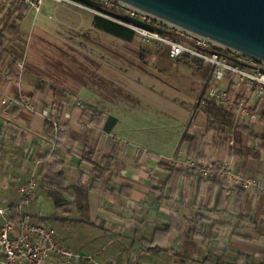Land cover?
Listing matches in <instances>:
<instances>
[{
	"label": "crops",
	"instance_id": "crops-1",
	"mask_svg": "<svg viewBox=\"0 0 264 264\" xmlns=\"http://www.w3.org/2000/svg\"><path fill=\"white\" fill-rule=\"evenodd\" d=\"M7 6L0 0V8ZM39 14L38 25L31 26L29 22L32 36L22 71L16 80L0 79V101L22 93L36 106L48 108L52 115L58 112L61 123L67 124L59 147L77 151L91 148L94 162L106 155L115 156L118 162L109 176V189L118 194L107 192L105 185L99 192H89L82 217L78 213L80 207L72 202L67 209L70 214L65 217L70 216L69 222L77 224L73 231L77 230V236L84 240L71 235L63 237L62 245L73 250L91 248L90 252H76L92 256L96 262L105 258L107 262L121 264L130 259L139 264H178L175 261L180 259L185 264H202L213 251L226 264H242L234 260L233 254L224 253L228 248L252 258L250 264H264V196L239 188L229 198H223L218 185L183 174L168 178L170 171L165 165L178 149L184 129L198 138L207 159L228 161L236 173L242 168V162L230 154L233 141L215 144L201 138L205 117L196 109L205 88L201 74L182 60H168L163 52L152 51L148 63L141 64L137 36L125 41L95 29L94 14L74 5L46 1ZM26 15L18 31L27 21ZM37 15H33V20ZM60 55L64 58L54 62L52 57ZM10 56L20 60L18 55L10 53ZM162 62L173 68L169 77L164 75ZM38 82L47 87L38 89ZM216 86L232 88L239 96L243 94L228 78L216 81ZM68 94L81 97L70 103ZM78 102L83 110L73 107ZM99 102L102 105L98 108ZM135 102H142L152 110H170L174 123L183 125L171 135L168 142L171 151L166 157L149 151L141 153L140 147L134 148V152L130 150L143 141L130 133L146 125L145 118L134 112ZM259 102L254 103L258 112ZM93 111L116 119L110 134L104 133V123L99 127L88 123ZM42 122L16 104L0 103L1 208L18 201L17 188L55 146L53 133ZM258 124L256 121L252 125ZM254 151L260 154V160L250 161V171L244 172L246 177L261 179L264 144L257 143ZM65 162V175L71 185L78 178L77 168L87 170V167L75 157L65 158ZM193 230L201 232L193 235ZM202 231L206 238L202 237ZM101 233L109 237L98 247L93 238ZM113 244L122 249L111 247ZM106 245L110 248L104 252ZM154 247L158 249L150 250Z\"/></svg>",
	"mask_w": 264,
	"mask_h": 264
},
{
	"label": "built area",
	"instance_id": "built-area-1",
	"mask_svg": "<svg viewBox=\"0 0 264 264\" xmlns=\"http://www.w3.org/2000/svg\"><path fill=\"white\" fill-rule=\"evenodd\" d=\"M8 2L25 4L36 15L40 12L43 2L70 4L88 12L109 19L132 30L140 42L155 48H165L168 60L176 62L182 57L188 58V65L201 64L209 69V77L204 80L207 96L218 105L234 113L239 120L255 122L258 113L254 103L264 100V63L252 60L230 49L218 46L204 38L191 34L180 28L167 24L142 11L117 0H92L100 8L109 13H116L135 19L162 31H146L133 25L121 22L114 17L94 8L72 0H6ZM24 59L19 60L18 67L22 71ZM228 78L236 89L242 90V96H230L228 90L216 86V81ZM251 100H253L251 102ZM204 104V100H200ZM1 105H18L26 113L43 121L54 136L64 128L52 118L48 108H36L22 93L17 98H4ZM81 102H78L80 105ZM167 163L170 166L183 169L203 179L219 178L225 182L226 197L232 196L236 188L264 196V183L259 180L244 177L233 171L229 163L200 161L184 155L182 147ZM35 169L27 181L17 188L18 201L13 204L16 214L11 219L6 216V210L0 207L2 225L0 227V264H72L75 261L94 262L92 256H84L58 245L57 233L39 224H32L30 216L24 208L30 206L35 198Z\"/></svg>",
	"mask_w": 264,
	"mask_h": 264
},
{
	"label": "trees",
	"instance_id": "trees-1",
	"mask_svg": "<svg viewBox=\"0 0 264 264\" xmlns=\"http://www.w3.org/2000/svg\"><path fill=\"white\" fill-rule=\"evenodd\" d=\"M7 6V8H0V79L5 77V79L16 80L20 69L18 67V59L12 58L10 56V52L8 50V45L11 40L15 37L16 33L18 32V28L20 23L23 21L24 16L28 11H30L29 7L25 4L8 2L3 0ZM93 27L105 33L111 34L118 39L125 40V41H132L135 38V33L122 26L117 24L109 19L104 17L94 15L93 17ZM141 50H140V62L143 65L148 63V59L152 54V51L156 53H161L167 50L165 48H155L153 46H148L140 42ZM180 60L188 63L187 57H182ZM190 66V65H189ZM191 69L194 71L199 72L204 79L209 77V69L201 64H196L190 66ZM39 83V82H38ZM47 86L42 85V83L38 84L39 88H45ZM49 88V86H48ZM228 94L230 96H235L236 98L239 95L233 92L232 88L228 89ZM17 95L15 96V99ZM28 98V97H27ZM29 99V98H28ZM204 100V104H201L200 100ZM31 103L34 102L29 99ZM61 105V103H59ZM259 112L258 113V122L259 124L254 127L252 124L255 122L239 120L235 117L234 113L225 109L223 106L218 105L213 99L208 98L207 96V88H204L203 92L201 93L200 99L196 104V109L200 110L204 117V128L201 134V138L203 140L209 141L211 140L212 143L215 144H222L228 143L229 141H233V146L230 149V154L232 156H236L238 161L242 162V168L239 172L242 176L246 177V172L250 171L248 168V164L250 161H257L260 160V154L254 151V146L257 143L264 144V100H261L259 103ZM77 110H83L82 105H78L76 103L74 106ZM46 108V107H41ZM59 110V107L57 108ZM58 123L64 128L61 132L54 136L55 146L51 150L46 152V159L39 162L36 166L35 170V179H36V188H35V198L34 202L29 206L32 207L33 204L37 201L39 196H42L44 199L48 200L51 205L56 210H61L63 212L59 223L62 221H70V216L65 217L66 214H70V211L67 212V209L71 206V203L74 202L77 206L80 207L78 213L80 217L85 215V208L87 206V194L89 192H99L102 190L103 185H105L107 192H113L116 194L117 192L114 189H109L110 181V173L112 168H116L118 166L117 158L115 156L106 155L103 156L99 162H94V150L91 148H86L81 151H77L74 148H67V147H59L61 140H63L65 129L67 124H62L58 118V112L56 115H52ZM43 123V122H42ZM90 125L93 127H99L102 123L103 131L106 135L110 134L113 128L116 125V119L113 117H106V115L99 111H93L90 113L89 122ZM43 127L48 129L45 124L43 123ZM50 130V129H49ZM51 131V130H50ZM52 132V131H51ZM198 138L189 135L186 129L183 130L180 144L179 146L183 148L184 155L190 159L206 161L207 159L204 153V149H201L200 145H198ZM187 144L184 147L183 144ZM155 157L154 155H152ZM72 158L75 157L79 160V162L87 167V170H83V168H77L78 170V178L76 181L68 185V179L65 175V171L67 168V163L65 162V158ZM229 163L228 161H219V163ZM165 167L168 171H170V176L175 175H187L191 176L199 181L214 184L220 186L222 190V197L226 198L225 189L226 185L222 179L219 178H209L203 179L201 177L195 176L183 169L176 168L170 166L166 163ZM247 170V171H246ZM246 171V172H244ZM259 180L261 183H264V171H262L261 179L254 178ZM239 189V188H236ZM118 194V193H117ZM222 198V199H223ZM6 210V216L8 218L14 219L15 218V208L13 205H7L4 207ZM66 210V211H65ZM26 213L30 216V220L32 224H39L47 229L55 228L50 225V221L46 215L43 213L36 211V212H29L26 210ZM67 218V219H65ZM2 225V219L0 217ZM64 223V222H63ZM52 224V223H51ZM61 225V224H60ZM65 225V224H64ZM201 230H193V235L198 234ZM192 234V230H191ZM203 238H206L205 233L202 231L201 233ZM56 241L58 245L70 249L66 246H63L62 243L64 242L63 239H60L59 236L56 237ZM111 247L121 248L119 245H110ZM110 246L106 245L105 248H110ZM142 249V247H141ZM157 247L151 248L150 250L155 251ZM73 252H76L73 249H70ZM125 252L126 250L123 249ZM229 252L230 254L234 255V260L239 261L242 264H250L252 258L242 256L237 252H233L228 248L224 249V253ZM77 253V252H76ZM94 262L88 263L85 261H75L72 264H121L123 262H107L105 258L99 259L96 262L95 258H93ZM178 264H185L184 260L178 259L175 261ZM254 262V261H253ZM126 264H139L135 260H128L125 262ZM202 264H226L223 257H218L215 255V252H209L208 256L203 260Z\"/></svg>",
	"mask_w": 264,
	"mask_h": 264
},
{
	"label": "water",
	"instance_id": "water-1",
	"mask_svg": "<svg viewBox=\"0 0 264 264\" xmlns=\"http://www.w3.org/2000/svg\"><path fill=\"white\" fill-rule=\"evenodd\" d=\"M115 19L162 34L130 17L109 13L92 0H72ZM167 24L264 63V0H117Z\"/></svg>",
	"mask_w": 264,
	"mask_h": 264
},
{
	"label": "rangeland",
	"instance_id": "rangeland-1",
	"mask_svg": "<svg viewBox=\"0 0 264 264\" xmlns=\"http://www.w3.org/2000/svg\"><path fill=\"white\" fill-rule=\"evenodd\" d=\"M42 13V12H41ZM40 13V14H41ZM39 14V13H38ZM39 15L36 16L35 20H33V15H35L33 13V11L28 12V14L26 15V19L27 21L22 23V26L20 27L18 33L16 34V36L11 40V42L8 45V50L11 54H15L20 56V60L22 59H26L29 54V45H30V38L32 36V28L31 26L34 25H38L37 18H40ZM29 22L31 23V26L29 24ZM139 41L134 42L133 45H137ZM160 49V48H158ZM164 53V52H163ZM166 54V51H165ZM64 56V55H63ZM62 55H60V57L55 58L54 56L52 57V59H54L53 61L56 62V60L58 59H62L64 58ZM72 61V60H71ZM163 65V69L165 71V76L169 77V75L172 73L173 68L169 65H167V63L162 62L161 63ZM55 86V85H54ZM67 96H71L70 94H68ZM77 97H81V96H71L69 97L70 99V103H73L75 101V98ZM34 105L36 106V104L34 103ZM101 102H99V104L97 105V107H101ZM134 112H136V114H139L140 116H143L145 119V124L142 128V130H138L136 132H131L130 136L134 137V138H141V140H143L141 142V144L136 145L134 144V146H132V148L130 149L132 152H134V148H141L139 149L141 151V153H145L146 151L149 152H153L154 154L160 155V156H167L170 151L171 148L169 149V145L168 142L170 141L171 135L173 136L175 134V132L177 133V130L180 129V127H183V125L180 124V122H176L174 123V121L171 119V117L169 116L172 112L170 110L165 109L163 112L160 110H152L151 107H147L145 106L142 102H135L134 104ZM36 108L40 109V107L36 106ZM146 117L148 119H146ZM154 136L159 137V139L154 138ZM161 138H163V140H161ZM163 141V142H162ZM38 201V202H37ZM36 201L35 205H33L32 207L26 206L24 208L25 212L26 210L29 212H36L39 211L41 213H43V215H46L50 221V225H52L53 228L56 229V233L57 236H59L60 239H63V237H67V236H73L74 238L76 237V239H79L81 241H83L84 239L82 237H78L77 234V230L76 232H74L72 227H74L75 225L77 226V224H72V222L70 223L69 220L67 218V221H62L61 222L59 218H61L63 212H61V210H56L53 205H51V203L44 199L42 196L40 198H38V200ZM59 221V222H58ZM64 222V223H63ZM1 223V220H0ZM52 223V224H51ZM77 223V222H75ZM61 224V225H60ZM65 224V225H64ZM54 231V230H53ZM55 232V231H54ZM96 230H93V233H95ZM92 233V232H91ZM97 236V235H96ZM107 235L101 233L100 237L97 236L96 238H93V241L96 242L99 246L101 247L103 245V243H105L108 240ZM73 247V246H72ZM81 248V249H80ZM79 250H75L77 252H83L86 253L90 252L91 248H83L80 247ZM74 249V248H73ZM96 249V248H94Z\"/></svg>",
	"mask_w": 264,
	"mask_h": 264
}]
</instances>
